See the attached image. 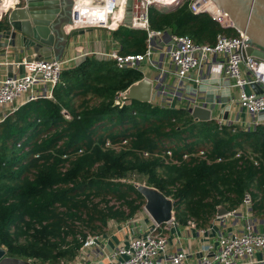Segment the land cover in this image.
Wrapping results in <instances>:
<instances>
[{
	"label": "trees",
	"instance_id": "trees-1",
	"mask_svg": "<svg viewBox=\"0 0 264 264\" xmlns=\"http://www.w3.org/2000/svg\"><path fill=\"white\" fill-rule=\"evenodd\" d=\"M15 1L5 0L4 8ZM5 22L0 15V31ZM149 24L196 43L237 35L206 13H191L187 2L151 6ZM113 36L122 53L145 48L144 30L122 26ZM142 78L137 69L86 57L62 70L52 98L19 105L0 121V247L7 255L71 264L88 235L142 210L136 182L172 198L180 223L205 226L218 205L239 208L246 193L264 216V124L246 131L122 99Z\"/></svg>",
	"mask_w": 264,
	"mask_h": 264
},
{
	"label": "built area",
	"instance_id": "built-area-1",
	"mask_svg": "<svg viewBox=\"0 0 264 264\" xmlns=\"http://www.w3.org/2000/svg\"><path fill=\"white\" fill-rule=\"evenodd\" d=\"M71 1L72 24L68 23L71 24V30L101 28L111 33L122 26L144 30V50L139 53H122L120 44H116L115 48L109 50L80 47L72 58L62 57L51 61H26L23 58L22 76L14 74L0 78V121L19 105L39 98H52L53 89L66 64L77 66L86 57L93 56L97 60H112L120 69L131 68L141 72L143 63L147 62L156 70L151 79V102L155 100L160 106L187 111L195 104L207 106V101L198 96L199 84L206 79L203 69L210 72L213 65L217 64L225 80L238 89L240 108L252 117V122L242 128L249 131L261 123L264 116V60L245 52L248 37L243 32L237 31L236 36L218 34L215 42L208 44L196 43L190 36L178 35L168 29L150 27L151 6L181 5L187 2L191 13H206L222 27L234 28L229 16L219 9L214 0H132L129 25L126 24L127 0ZM4 2L0 0V15L9 13L20 4V0H16L14 5L4 8ZM170 77L173 78L171 82ZM248 86H253L254 90L247 91ZM180 101L186 104L176 105ZM3 109L9 110L2 113ZM212 118L216 119L219 126L232 124L220 115ZM252 204L250 194L246 193L239 208L221 216L232 217L235 224L240 223L241 231L230 234L220 232L217 248L213 244H206L196 264L258 262L253 255L257 250L264 251V230L256 229L251 217ZM173 222L174 218L167 223ZM152 223V227L142 234L130 236L126 241L118 243L108 254V259L115 260L114 264H189L184 249L169 250L167 239L160 231L162 224L157 225L153 220ZM98 239L97 234L88 235L81 248L97 246Z\"/></svg>",
	"mask_w": 264,
	"mask_h": 264
},
{
	"label": "water",
	"instance_id": "water-1",
	"mask_svg": "<svg viewBox=\"0 0 264 264\" xmlns=\"http://www.w3.org/2000/svg\"><path fill=\"white\" fill-rule=\"evenodd\" d=\"M221 11L230 18L237 31L248 37L245 52L264 60V0H214ZM98 2V0H94ZM71 0H20V4L6 14L4 28L0 31V46L14 51L13 60L7 64V77L15 73L24 74L23 58L26 61H51L59 59L67 50L73 36L85 30L66 32L71 23ZM132 0H127L126 24L129 25ZM22 55H27L22 57ZM14 70H17L14 72ZM262 91V90H260ZM152 81L143 77L130 85L122 94V99L151 102ZM119 103V100H116ZM214 106V105H213ZM189 112L196 121H210L212 110L206 105L195 104ZM68 116L67 113H65ZM143 196V210L157 224L161 225L174 218L173 199L165 196L157 188L145 183H134ZM228 210L218 205L216 216L221 217ZM143 223V222H142ZM0 264H31L30 260L9 256L0 247Z\"/></svg>",
	"mask_w": 264,
	"mask_h": 264
},
{
	"label": "crops",
	"instance_id": "crops-1",
	"mask_svg": "<svg viewBox=\"0 0 264 264\" xmlns=\"http://www.w3.org/2000/svg\"><path fill=\"white\" fill-rule=\"evenodd\" d=\"M91 29H86L85 32ZM92 30L94 31V39L83 38L80 36L81 34L71 37L67 50L60 58H72L80 47L91 50L97 48L109 50L119 44V41L115 40L113 32L109 33L101 28H93ZM1 41L2 39L0 38ZM13 56V49L8 48L5 50L0 46V78L7 76V64L13 60ZM24 56L27 55H22V57ZM67 66H72V64H66L65 67ZM147 66L151 67L148 64ZM16 71L14 70V72ZM203 71L206 79L202 84H199L198 96L202 100L207 101V107L212 110V117L220 115L223 119L240 127L250 124L252 117L240 108L238 89L230 81L225 80L221 67L215 64L210 69V72L206 69H203ZM142 73L143 76L151 80L156 74V70L153 73ZM169 80L171 82L173 78L170 77ZM246 89L247 91H253L254 87L248 86ZM185 104L182 101L176 102L178 106H184ZM8 110L3 109L2 113L8 112ZM261 123H264V116L261 118ZM240 210H243V208H240ZM251 217L256 229L263 231L264 216L252 210ZM152 224L151 218L143 209L126 222L110 220L104 230L97 234L99 236V244L87 249L80 248L77 257L71 264H114L115 260H109L108 254L115 246L120 242L126 241L130 236L142 234L151 228ZM160 231L166 237L170 251L182 248L188 254V263L196 264L201 258L203 247L206 244H213L216 249L218 245L217 236L220 232L225 234L239 232L241 231V225L240 223L235 224L234 219L230 216L217 217L215 215L205 226L198 224L196 220L189 219L184 223L174 220L173 223L162 224ZM253 257L258 261L253 264H264V251L257 250Z\"/></svg>",
	"mask_w": 264,
	"mask_h": 264
},
{
	"label": "rangeland",
	"instance_id": "rangeland-1",
	"mask_svg": "<svg viewBox=\"0 0 264 264\" xmlns=\"http://www.w3.org/2000/svg\"><path fill=\"white\" fill-rule=\"evenodd\" d=\"M81 37H83V38H89V39H94V31L91 29V30H89V31H86V32H84L83 34H81L80 35ZM115 40L117 41V38H115ZM147 62H144L143 63V65H142V72H145V73H153L154 71H155V69L154 68H152V67H149V66H147ZM74 65V64H73ZM149 65V64H148ZM154 77V76H153ZM152 100H154V98H152ZM154 103H156V101L154 100L153 101ZM157 104V103H156ZM189 112V111H188ZM190 113V112H189ZM191 114V113H190ZM135 177H137L136 175H132V177L131 178H135ZM143 178V177H142ZM111 204H114L115 206H117V205H119V202L118 201H116V200H111V202H110ZM144 205V204H143ZM142 209H143V206H142ZM23 238V237H22ZM30 260V259H29ZM73 261V260H72ZM72 261H71V263H72Z\"/></svg>",
	"mask_w": 264,
	"mask_h": 264
},
{
	"label": "bare ground",
	"instance_id": "bare-ground-1",
	"mask_svg": "<svg viewBox=\"0 0 264 264\" xmlns=\"http://www.w3.org/2000/svg\"><path fill=\"white\" fill-rule=\"evenodd\" d=\"M71 24H66V26H65L66 32H70L71 31Z\"/></svg>",
	"mask_w": 264,
	"mask_h": 264
}]
</instances>
